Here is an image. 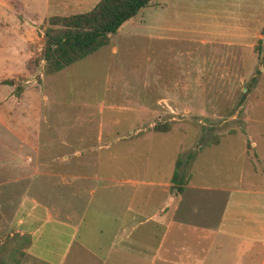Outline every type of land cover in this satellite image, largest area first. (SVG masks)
Returning a JSON list of instances; mask_svg holds the SVG:
<instances>
[{"label":"crops","instance_id":"obj_1","mask_svg":"<svg viewBox=\"0 0 264 264\" xmlns=\"http://www.w3.org/2000/svg\"><path fill=\"white\" fill-rule=\"evenodd\" d=\"M59 1L0 0V230L26 235L24 252L38 264H204L206 253L213 254L210 264H221L215 254L223 248L259 254L264 264V170L256 172L242 145L237 155L250 170L235 169L229 182L215 178L219 182L210 184L195 164V154L186 180L177 184L180 191L170 181L171 153L164 171L152 170L160 177L143 178L149 169L138 161L134 168L139 175L105 178L84 167L122 158L125 149H93L91 137L71 133L70 158L76 165L69 173L40 161L66 157L58 152L64 140H50L54 150L47 153L40 106L25 101L29 87L18 95L13 84L1 80L26 73L27 61L40 50L39 25L59 13ZM67 1L72 11L84 12L97 0ZM170 2L176 17L188 13L196 18L183 29L184 36L173 35L176 27L161 23ZM141 10L137 20L124 21L109 43L94 52L109 46L115 53L112 35L125 24L133 36L230 47L251 44L264 24V0H152ZM246 104L239 107L250 110ZM252 120L254 129H246V137L261 139L262 131L255 128L261 121ZM121 135L124 143L125 133ZM256 161L263 163L264 155ZM124 166L119 161L114 168Z\"/></svg>","mask_w":264,"mask_h":264},{"label":"rangeland","instance_id":"obj_2","mask_svg":"<svg viewBox=\"0 0 264 264\" xmlns=\"http://www.w3.org/2000/svg\"><path fill=\"white\" fill-rule=\"evenodd\" d=\"M59 4V13L53 15L79 13L68 8L67 0H60ZM173 6L168 3L161 23L176 27L173 35L184 36L183 29L196 18L188 13L176 17ZM141 9L134 19L142 15ZM44 22L45 19L39 25L40 48ZM125 25L122 31L112 35L111 40L117 45L115 53L107 46L58 72L45 74L43 61L36 63L38 52L25 66L24 75L10 79L13 93L19 95L27 86L30 94L25 96V101L40 106V129L46 140V152L54 150L50 140L57 137L64 140L58 152L66 157L57 154L40 161L69 173L76 165V159L70 158L72 133L91 137L93 149H102V145L115 152L125 149L122 158L105 159L104 164L102 160L101 164L84 167L105 178L139 175L134 168L138 161L149 169L143 178L160 177L161 173L156 175L152 170L158 167L164 171L171 153L173 168L176 159L180 160L175 188L186 180L195 154V164L206 181L229 182L235 169H251L237 155L240 145L256 172L264 170V162L256 161L258 154L264 155V24L251 44L236 47L203 45L197 40L157 41L128 34ZM184 82L188 85L184 86ZM243 103L251 105V109L239 107ZM253 118L261 121L255 127L262 131L258 140L246 137V129L248 132L254 129L249 126L254 124ZM99 133L100 140L96 138ZM122 133H125L124 143ZM119 161L125 166L117 171L114 166ZM25 245L24 235L13 232L9 236L0 230V264H38L25 254ZM224 250L216 252L217 263L261 264L259 254ZM212 258V253H206L204 264H210Z\"/></svg>","mask_w":264,"mask_h":264},{"label":"trees","instance_id":"obj_3","mask_svg":"<svg viewBox=\"0 0 264 264\" xmlns=\"http://www.w3.org/2000/svg\"><path fill=\"white\" fill-rule=\"evenodd\" d=\"M151 1L97 0L89 10L84 12L47 16L42 31L39 59H36V63L42 60L43 72L51 74L84 58L107 45L110 34ZM32 58L27 61L26 66ZM33 65H36L35 61ZM2 83L11 85L12 81L7 79ZM188 158L191 156L189 155ZM179 164L180 160L176 159L170 177L172 183L179 182V175L176 171ZM180 189V187L176 188L177 191ZM24 236L27 245L28 237Z\"/></svg>","mask_w":264,"mask_h":264},{"label":"water","instance_id":"obj_4","mask_svg":"<svg viewBox=\"0 0 264 264\" xmlns=\"http://www.w3.org/2000/svg\"><path fill=\"white\" fill-rule=\"evenodd\" d=\"M262 40H264V38Z\"/></svg>","mask_w":264,"mask_h":264}]
</instances>
